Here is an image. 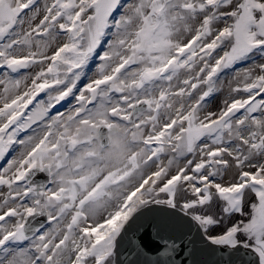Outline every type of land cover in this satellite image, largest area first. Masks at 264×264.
Instances as JSON below:
<instances>
[{
  "label": "snow or ice",
  "instance_id": "obj_1",
  "mask_svg": "<svg viewBox=\"0 0 264 264\" xmlns=\"http://www.w3.org/2000/svg\"><path fill=\"white\" fill-rule=\"evenodd\" d=\"M0 264H264V0H0Z\"/></svg>",
  "mask_w": 264,
  "mask_h": 264
}]
</instances>
